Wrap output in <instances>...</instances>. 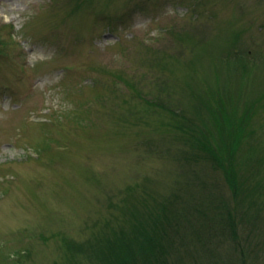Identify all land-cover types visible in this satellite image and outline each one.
Here are the masks:
<instances>
[{
  "label": "rangeland",
  "instance_id": "obj_1",
  "mask_svg": "<svg viewBox=\"0 0 264 264\" xmlns=\"http://www.w3.org/2000/svg\"><path fill=\"white\" fill-rule=\"evenodd\" d=\"M168 224L175 264H264V0H0V264Z\"/></svg>",
  "mask_w": 264,
  "mask_h": 264
},
{
  "label": "trees",
  "instance_id": "obj_2",
  "mask_svg": "<svg viewBox=\"0 0 264 264\" xmlns=\"http://www.w3.org/2000/svg\"><path fill=\"white\" fill-rule=\"evenodd\" d=\"M222 117L224 122L232 123L230 117ZM232 232L235 235V238L233 239L235 242L233 249L236 250L237 254L239 255L237 256L238 258H234L238 261L242 259L245 260L244 249H242L241 245L238 244L239 239L241 241L243 240L240 237L241 234L237 232V229L232 230ZM179 233L180 232L178 227L175 228L174 226H171V224H168L161 227L159 235L156 237H154L150 232L141 235V238L137 236L138 238L135 241L129 240L122 245L121 243H116L112 246L114 247V249L110 253L109 260L111 262L109 264H175V260L177 259L175 253H178V251L176 250L178 249L177 246L180 247L181 245H183V243H179V241L181 240L179 238ZM193 245L194 247L196 245L198 246L197 243H193ZM194 247L192 248L193 250ZM119 251H122V253H120ZM186 252L188 251H183V254Z\"/></svg>",
  "mask_w": 264,
  "mask_h": 264
}]
</instances>
